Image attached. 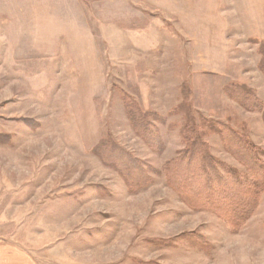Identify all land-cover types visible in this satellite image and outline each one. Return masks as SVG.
<instances>
[{
  "label": "rangeland",
  "instance_id": "1",
  "mask_svg": "<svg viewBox=\"0 0 264 264\" xmlns=\"http://www.w3.org/2000/svg\"><path fill=\"white\" fill-rule=\"evenodd\" d=\"M262 42L264 0H0V264H264V192L234 231L165 170L187 120L221 172L231 133L264 163L227 89L264 104Z\"/></svg>",
  "mask_w": 264,
  "mask_h": 264
},
{
  "label": "trees",
  "instance_id": "2",
  "mask_svg": "<svg viewBox=\"0 0 264 264\" xmlns=\"http://www.w3.org/2000/svg\"><path fill=\"white\" fill-rule=\"evenodd\" d=\"M258 49L264 59L263 42L258 45ZM261 71L264 72V64ZM227 89L234 91L231 95L245 108L262 110L264 119V104L257 100L255 94L244 87L234 85H229ZM124 96L125 106L128 104L127 115L132 121L134 131L140 137L146 138L150 127L135 103ZM216 126L224 128L222 125L211 124L210 131H215ZM197 129L198 126L186 121L183 127L185 149L179 157L168 162L165 167L166 174L170 175L174 189L186 203L194 208H208L214 212L220 210L226 224L232 230H238L252 215L260 194L264 192V163L257 154H253L250 145L243 143L238 135L231 133L235 135L233 139L239 146L233 148L234 154L241 157L248 174H241L226 166L221 172L216 167V161L208 155L206 145L202 141L203 136L196 131ZM146 139L150 143L151 135Z\"/></svg>",
  "mask_w": 264,
  "mask_h": 264
},
{
  "label": "crops",
  "instance_id": "3",
  "mask_svg": "<svg viewBox=\"0 0 264 264\" xmlns=\"http://www.w3.org/2000/svg\"><path fill=\"white\" fill-rule=\"evenodd\" d=\"M6 2H8V0H6ZM8 13H10V11L8 10Z\"/></svg>",
  "mask_w": 264,
  "mask_h": 264
}]
</instances>
